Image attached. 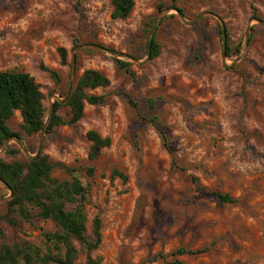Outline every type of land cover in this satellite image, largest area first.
I'll use <instances>...</instances> for the list:
<instances>
[{
	"label": "rangeland",
	"instance_id": "obj_1",
	"mask_svg": "<svg viewBox=\"0 0 264 264\" xmlns=\"http://www.w3.org/2000/svg\"><path fill=\"white\" fill-rule=\"evenodd\" d=\"M111 14V0H0V71L33 77L44 95L46 127L53 97L67 92L74 48L85 46L76 53L73 87L87 70L109 81L86 89L100 101L84 103L79 122L49 134L45 127L27 137L15 112L8 125L20 138L4 144L0 157L23 160L39 149L75 171L87 190L88 236L92 220H101V244L90 254L101 264H264V0H134L128 18ZM160 18L153 35L160 54L149 60L148 39ZM59 48L68 52L66 67ZM41 66L57 71L61 83ZM57 114L70 118L65 105ZM91 130L111 141L95 160ZM52 177L71 179L59 167ZM216 193L235 202L220 204ZM9 199L0 183V215ZM57 230L40 218L3 222L0 241L28 242L46 253L43 233ZM74 245L76 262L85 264ZM179 249L193 254L171 255Z\"/></svg>",
	"mask_w": 264,
	"mask_h": 264
},
{
	"label": "trees",
	"instance_id": "obj_2",
	"mask_svg": "<svg viewBox=\"0 0 264 264\" xmlns=\"http://www.w3.org/2000/svg\"><path fill=\"white\" fill-rule=\"evenodd\" d=\"M112 18L124 20L129 17L133 8L134 0H111ZM163 6L159 5L158 10L162 11ZM171 8L182 11L176 6ZM226 57L231 54L228 39L225 44ZM237 53L239 47L236 48ZM147 52V51H146ZM60 65L68 66V52L65 48L57 50ZM160 54V47L155 40H151L149 60L156 59ZM77 60V56H76ZM121 69L129 72V64L117 62ZM50 79L59 85L60 75L57 71L49 70L41 66ZM109 85L108 79L95 70L85 71L65 100L64 104L55 101L53 111L46 127L49 134L60 125H73L83 117L84 103L97 104L100 98L88 96L86 89H96ZM44 95L40 86L28 73L17 71H0V151L8 140L19 139L20 135L13 132L8 125L9 120L15 112H19L22 125L21 129L27 137L40 134L45 127ZM65 105L69 109L70 118L64 121L57 114L58 109ZM166 149L171 153L167 136L160 134ZM87 138L91 143L89 159L95 160L102 150L111 144L109 138L101 137L96 131H89ZM13 156L16 151L11 150ZM175 167V163L172 164ZM59 167L70 176L69 181H59L52 177L53 170ZM75 171L64 167L62 164H54L48 156L41 153L23 160L5 161L0 157V183L12 195L6 204V213L0 215V225L5 222L15 226L19 221L30 222L33 218L52 221L58 230L54 233L44 232L43 237L47 244L46 253L28 242L23 245L7 244L0 241V264H78L79 251L75 247L77 242L81 251L86 254L85 264H101L100 259L91 257V252L98 249L101 244V220L95 217L91 223L90 236L87 235V216L83 208L86 200L87 190L82 186L80 180L74 175ZM92 174L93 170L89 169ZM118 176L124 180L126 177L117 171L112 177ZM197 183L196 179H193ZM199 192H204L198 187ZM215 197L220 204H232L235 200L229 195L216 193ZM72 205L74 209L67 210ZM2 236L0 232V237ZM52 247V248H51ZM55 251V253H54ZM202 252V251H200ZM193 254L192 251L179 249L173 252L172 256ZM164 259L163 256L160 257ZM175 264H178L176 262Z\"/></svg>",
	"mask_w": 264,
	"mask_h": 264
},
{
	"label": "water",
	"instance_id": "obj_3",
	"mask_svg": "<svg viewBox=\"0 0 264 264\" xmlns=\"http://www.w3.org/2000/svg\"><path fill=\"white\" fill-rule=\"evenodd\" d=\"M179 15L182 17V15L179 13ZM206 14H202L200 15L198 18L204 16ZM161 20V18L156 22V24L153 26L152 30H151V33H150V36H149V39H148V43H147V59H149V56H150V48H151V40H152V37L154 35V31L156 29V26H157V23ZM221 35H222V43H223V46H225L226 42H227V31H226V28L224 25L221 26ZM83 47L85 46H79V47H76L74 48V50L72 51L71 53V57H70V61H71V70H70V76H69V80H68V87H67V92L65 94V96L62 98V99H58L57 97H53L56 101H65L67 99V97L69 96L71 90H72V87H73V79H74V76H75V72H76V53L78 50L82 49ZM52 110H53V103L50 105V109L48 111V114L49 116H51L52 114ZM50 118V117H49ZM45 127H46V124H45ZM45 127L42 131V134H44V131H45ZM17 139V138H15ZM10 141V140H8ZM8 141L5 142V145L8 143ZM39 153V149H38V152L37 154ZM28 156V155H27ZM30 158V156H28ZM10 192V197L12 195L11 191Z\"/></svg>",
	"mask_w": 264,
	"mask_h": 264
}]
</instances>
